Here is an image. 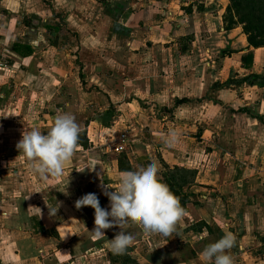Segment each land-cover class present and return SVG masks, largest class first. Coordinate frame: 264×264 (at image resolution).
Wrapping results in <instances>:
<instances>
[{"label":"crops","instance_id":"0c3cea01","mask_svg":"<svg viewBox=\"0 0 264 264\" xmlns=\"http://www.w3.org/2000/svg\"><path fill=\"white\" fill-rule=\"evenodd\" d=\"M224 0H0V263L264 264V46L226 28ZM74 115L81 132L61 176H39L16 145ZM175 143L169 146L167 141ZM122 148V149H121ZM159 166L186 214L168 237L128 221L92 231L120 173ZM60 205L55 216L49 208Z\"/></svg>","mask_w":264,"mask_h":264},{"label":"clouds","instance_id":"9594fccd","mask_svg":"<svg viewBox=\"0 0 264 264\" xmlns=\"http://www.w3.org/2000/svg\"><path fill=\"white\" fill-rule=\"evenodd\" d=\"M81 129L74 115L64 112L54 119L53 126L46 133L32 129L22 133V139L16 147L30 163H35L34 171L41 177L61 176L65 164L69 162L78 147ZM167 141L169 146L175 143ZM159 166L153 161L146 167L127 170L120 173L119 186L114 191L108 184H101L103 194L108 197L110 210L102 208L95 193H88L75 202L80 209L90 206L94 209L92 232L96 239L105 237L104 230L119 226L121 231L111 240L110 247L114 254L125 253L134 243V233L123 229L128 221L143 226L146 235L159 234L168 237L176 231L178 222L186 214L180 200L158 178ZM60 205L49 208V214L55 216ZM236 245V236L228 231L218 241L209 244L203 251L205 262L214 264H234L231 249Z\"/></svg>","mask_w":264,"mask_h":264},{"label":"rangeland","instance_id":"374dc122","mask_svg":"<svg viewBox=\"0 0 264 264\" xmlns=\"http://www.w3.org/2000/svg\"><path fill=\"white\" fill-rule=\"evenodd\" d=\"M227 3L226 11L224 14V22L226 28L239 27L243 34L247 37L257 36V43L264 41V9L252 10L253 6H247V0H237V8L239 12H236L231 0H224ZM254 2V1H253Z\"/></svg>","mask_w":264,"mask_h":264},{"label":"trees","instance_id":"16d2710c","mask_svg":"<svg viewBox=\"0 0 264 264\" xmlns=\"http://www.w3.org/2000/svg\"><path fill=\"white\" fill-rule=\"evenodd\" d=\"M254 1V2H253ZM231 2L233 3L234 7L236 8V12H239V8H237V0H231ZM247 6H253L251 9L252 10H258V9H264V0H247ZM264 13V12H262ZM228 29V28H227ZM260 36L261 37V34L260 33H257V36ZM257 36H250L248 37V42H249V45H251V47L253 48H258V47H263L264 46V41L260 42V43H257ZM168 187L170 188V190L175 194V196H177L180 200V198H182L178 192V190H176V187L174 185H168ZM181 203V206L182 204L184 203L183 202H180Z\"/></svg>","mask_w":264,"mask_h":264},{"label":"built area","instance_id":"2783aa9c","mask_svg":"<svg viewBox=\"0 0 264 264\" xmlns=\"http://www.w3.org/2000/svg\"><path fill=\"white\" fill-rule=\"evenodd\" d=\"M122 149V148H121ZM4 172L3 168L0 166V175ZM1 264V263H0Z\"/></svg>","mask_w":264,"mask_h":264}]
</instances>
